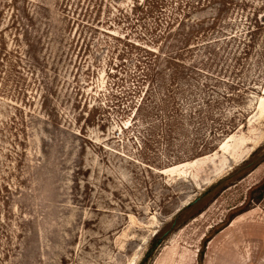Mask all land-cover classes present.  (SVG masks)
<instances>
[{
	"label": "rangeland",
	"instance_id": "374dc122",
	"mask_svg": "<svg viewBox=\"0 0 264 264\" xmlns=\"http://www.w3.org/2000/svg\"><path fill=\"white\" fill-rule=\"evenodd\" d=\"M263 144L264 0H0V264H137ZM263 178L148 264H264Z\"/></svg>",
	"mask_w": 264,
	"mask_h": 264
},
{
	"label": "trees",
	"instance_id": "16d2710c",
	"mask_svg": "<svg viewBox=\"0 0 264 264\" xmlns=\"http://www.w3.org/2000/svg\"><path fill=\"white\" fill-rule=\"evenodd\" d=\"M263 161L264 144L252 150L249 156L236 167H234L232 171L227 174V176L207 186L194 200L190 201L188 204L180 208L169 221H167L159 230L155 232V234L149 241L144 255L137 264H148L155 256L159 247L162 246L163 242L173 231L198 215L204 209L207 199L216 197L222 190H225L230 185L236 183ZM230 177H235V181L227 183V179ZM263 197L264 178L250 189L248 199L251 202L258 203L262 200ZM233 216H231L229 220L232 219ZM199 264H201V252L199 257Z\"/></svg>",
	"mask_w": 264,
	"mask_h": 264
},
{
	"label": "water",
	"instance_id": "95a60500",
	"mask_svg": "<svg viewBox=\"0 0 264 264\" xmlns=\"http://www.w3.org/2000/svg\"><path fill=\"white\" fill-rule=\"evenodd\" d=\"M179 210V209H178Z\"/></svg>",
	"mask_w": 264,
	"mask_h": 264
}]
</instances>
